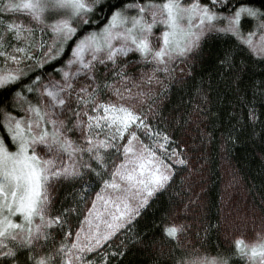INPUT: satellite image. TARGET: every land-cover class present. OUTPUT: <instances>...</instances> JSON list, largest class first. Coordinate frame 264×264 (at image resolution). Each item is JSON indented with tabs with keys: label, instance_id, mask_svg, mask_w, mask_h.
I'll return each instance as SVG.
<instances>
[{
	"label": "snow or ice",
	"instance_id": "6c2138e0",
	"mask_svg": "<svg viewBox=\"0 0 264 264\" xmlns=\"http://www.w3.org/2000/svg\"><path fill=\"white\" fill-rule=\"evenodd\" d=\"M0 58V264H123L194 154L258 137L264 165V0H0ZM162 223L149 264H264V217L215 256L177 209Z\"/></svg>",
	"mask_w": 264,
	"mask_h": 264
},
{
	"label": "trees",
	"instance_id": "16d2710c",
	"mask_svg": "<svg viewBox=\"0 0 264 264\" xmlns=\"http://www.w3.org/2000/svg\"><path fill=\"white\" fill-rule=\"evenodd\" d=\"M222 47L223 45L217 44H212L209 47L204 63L197 66L195 81L197 85H199L201 77L208 81L210 77L215 76L217 71L215 57ZM232 100L233 103H236L235 98ZM176 103H179V96L174 97V104ZM221 104L227 110H231L227 107L226 100L222 101ZM236 107L241 110V105L236 104ZM2 123L3 117L0 116V124ZM0 133H3L2 128H0ZM205 155L207 157L206 164L198 158V154L193 155L191 174L187 169L180 172L169 192L156 202L149 211V215L137 225V230L145 238L144 244L132 247L131 251L122 258L123 264H149L150 253L141 250L149 245L155 244L157 249H163L167 252L172 244L160 229L163 226V218L173 208L177 209V215L183 222L191 225L187 241L189 250L196 248L200 250L201 255L215 256L220 250L231 249L234 242L228 239L224 227V207L227 193V183L224 176L226 171H229L230 178L234 174L238 176L239 182L234 184L240 189L246 205L261 218L264 217V165L261 164L259 138L253 140L246 136L243 137L242 142L228 157L223 155L219 144L213 150L206 152ZM66 191L64 188L58 190V195L61 197L60 203H64L63 197L66 195ZM189 198L198 200V202L190 205L187 213L179 211ZM200 202L203 203L204 208L200 207ZM209 222L214 227L204 238L205 234L202 227ZM198 225L200 228L197 227ZM198 230L203 239L196 237ZM182 251L183 249H180L176 251V254L180 255ZM113 264H118V260L113 261Z\"/></svg>",
	"mask_w": 264,
	"mask_h": 264
},
{
	"label": "rangeland",
	"instance_id": "374dc122",
	"mask_svg": "<svg viewBox=\"0 0 264 264\" xmlns=\"http://www.w3.org/2000/svg\"><path fill=\"white\" fill-rule=\"evenodd\" d=\"M21 19L27 20L26 17H22ZM2 67H4L3 58H0V68ZM13 115H16V112H13ZM229 175V171H226L224 176L227 183L224 207L226 236L232 242L237 238L244 239L246 243L255 242L256 233L260 230L261 217L246 205L237 185L232 183L229 186L232 181Z\"/></svg>",
	"mask_w": 264,
	"mask_h": 264
}]
</instances>
